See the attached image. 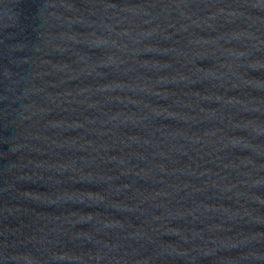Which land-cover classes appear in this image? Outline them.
Returning <instances> with one entry per match:
<instances>
[{
	"label": "water",
	"instance_id": "1",
	"mask_svg": "<svg viewBox=\"0 0 264 264\" xmlns=\"http://www.w3.org/2000/svg\"><path fill=\"white\" fill-rule=\"evenodd\" d=\"M0 264H264V0H0Z\"/></svg>",
	"mask_w": 264,
	"mask_h": 264
}]
</instances>
